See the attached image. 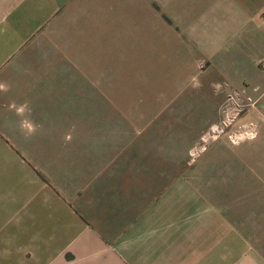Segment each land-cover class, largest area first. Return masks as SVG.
I'll return each mask as SVG.
<instances>
[{
  "label": "crops",
  "instance_id": "obj_1",
  "mask_svg": "<svg viewBox=\"0 0 264 264\" xmlns=\"http://www.w3.org/2000/svg\"><path fill=\"white\" fill-rule=\"evenodd\" d=\"M210 1L227 4V28L198 22L196 43L223 68L217 80L258 88L264 116V0ZM210 1L194 0L193 18ZM85 2L0 0V264H264V123L255 139L208 156L231 165L224 184L169 170L170 141L149 134L160 125L140 141L93 122L105 93H67L90 102L61 107L70 64L45 63L39 40Z\"/></svg>",
  "mask_w": 264,
  "mask_h": 264
},
{
  "label": "rangeland",
  "instance_id": "obj_2",
  "mask_svg": "<svg viewBox=\"0 0 264 264\" xmlns=\"http://www.w3.org/2000/svg\"><path fill=\"white\" fill-rule=\"evenodd\" d=\"M85 1L69 6L39 40L45 63L70 64L60 69V106L90 102L67 101V93H105L107 100H91L106 107L93 122L140 141L148 135L145 128L160 125L166 131L149 134L170 141L169 170L204 172L226 184L231 165L212 164L208 156L221 142L234 146L255 139L264 123L253 95L258 88L217 80L223 68H214L211 53L196 43L198 22L209 31L227 28V4L209 0L196 19L194 0ZM131 129L135 132L126 131ZM204 178L201 182H210Z\"/></svg>",
  "mask_w": 264,
  "mask_h": 264
},
{
  "label": "bare ground",
  "instance_id": "obj_3",
  "mask_svg": "<svg viewBox=\"0 0 264 264\" xmlns=\"http://www.w3.org/2000/svg\"><path fill=\"white\" fill-rule=\"evenodd\" d=\"M215 132H218V128H215Z\"/></svg>",
  "mask_w": 264,
  "mask_h": 264
}]
</instances>
